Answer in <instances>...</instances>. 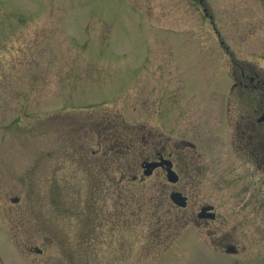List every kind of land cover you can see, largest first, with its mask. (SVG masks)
<instances>
[{"label":"rangeland","instance_id":"obj_1","mask_svg":"<svg viewBox=\"0 0 264 264\" xmlns=\"http://www.w3.org/2000/svg\"><path fill=\"white\" fill-rule=\"evenodd\" d=\"M193 4L0 0V264H264V139L225 107L264 95L229 93L264 79V0Z\"/></svg>","mask_w":264,"mask_h":264},{"label":"flooded vegetation","instance_id":"obj_2","mask_svg":"<svg viewBox=\"0 0 264 264\" xmlns=\"http://www.w3.org/2000/svg\"><path fill=\"white\" fill-rule=\"evenodd\" d=\"M173 1H180V0H173ZM194 2V7L196 9V11L202 13L203 15H207V11L209 10V6L207 4V1L209 0H189ZM205 20H207L211 25H214V21L211 19H208L207 16H205ZM240 80H236V78L234 79L232 85H231V92L233 93L236 88H239L241 90H249L252 89L254 91H258L261 92V89H264V79H260L258 77L257 73L254 74H250L248 72H245L243 68L240 69ZM243 79H245V83L243 82ZM260 99H258L255 104L254 107V112L253 115L255 116L254 119L249 115V116H245V114H243V112L240 113V111L236 110L235 108V103L236 102H227V114H228V125L229 127L232 124V130H233V141H235V134L236 136H244V134H247L248 129L243 128L242 127V123L243 122H248V124L252 127V129H256L257 133L254 134V136H249V138L247 137L246 140H243L242 142H240V137L235 141L236 144L239 148L238 150H241L243 152H249L246 147H256V145H254V140H262L264 139V95L260 94ZM258 98V97H257ZM238 114L237 116L235 115ZM231 114V115H230ZM234 114V115H233ZM257 114V115H256ZM230 115V116H229ZM232 117V118H230ZM259 130L263 131L260 132ZM237 132V133H236ZM256 132V131H255ZM260 132V133H259ZM262 144H260L259 147H261ZM254 151V149L252 150ZM155 156L156 158H159L161 156H163L164 158L170 157L173 163V167H174V161L172 158V152L167 153L166 155L163 153V151L161 150H156L155 151ZM231 245H225L222 247V250L225 253H221V254H225V255H229V254H236L237 253V248L234 245V247H232V251L231 252H226V248Z\"/></svg>","mask_w":264,"mask_h":264},{"label":"water","instance_id":"obj_3","mask_svg":"<svg viewBox=\"0 0 264 264\" xmlns=\"http://www.w3.org/2000/svg\"><path fill=\"white\" fill-rule=\"evenodd\" d=\"M157 166H166V177L167 180L170 182H176L178 180V175L174 170L171 168V162L169 160L160 159L159 161L153 160V161H146L143 162L142 167L143 173L145 175H149L152 170ZM170 200L176 204L177 206L184 207L186 206V196H184L179 191H171L169 194ZM212 205H204L200 208V211L198 212L197 216L199 218H214L213 212H207L209 209H212ZM232 248L229 247L227 251L231 250Z\"/></svg>","mask_w":264,"mask_h":264}]
</instances>
